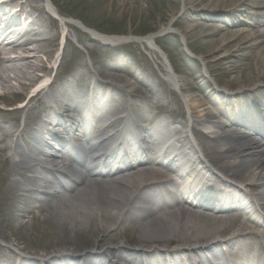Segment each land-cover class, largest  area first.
<instances>
[{
	"label": "bare ground",
	"instance_id": "1",
	"mask_svg": "<svg viewBox=\"0 0 264 264\" xmlns=\"http://www.w3.org/2000/svg\"><path fill=\"white\" fill-rule=\"evenodd\" d=\"M40 1L45 2V0H8L0 4V20L5 21L7 25L19 18L22 13L12 10L13 2H19L34 17L31 16L29 26L23 28L20 25H10L13 34L6 31L0 33V102L7 105L16 103L19 97L24 96L31 87L44 77L42 75L50 73V65L58 51L59 24L51 18L44 4H39ZM240 1L230 6H224L227 4L225 0H187V4L182 2V9L186 8V10H192L194 7L200 8L202 3L207 2L206 6L209 13L201 10V13L194 14L191 19L193 24L190 26V30H192L190 34H196L197 31L194 30L200 27L207 30L206 26L202 27V24H209L210 26L211 23L223 22L226 24L227 22L222 16L239 12L235 6ZM47 3L53 12L61 17V21L65 22L66 28L76 23L74 26L88 32L89 40L111 47L140 43L149 50L150 54L159 57L164 62L167 71L166 78L180 92L190 111L187 122L174 121L173 123L178 125L177 128L181 127L179 136L175 130L171 132L170 137H166L162 126H166L167 121L160 119L157 127L143 129L135 136L126 138L127 140H124L123 145H121L127 148L125 149L126 156L131 157L133 161L137 159L136 162L144 165L143 167L149 166L152 162L157 165V168H152L149 173L145 174V176L147 175L146 179L161 176L163 177L159 178V182L176 179L175 175L165 176L169 171L176 170L186 178L190 190H184L186 199L168 201L167 205H164L165 202L161 203L166 198L160 193L159 188L141 185L134 188L132 192L111 190L113 192L108 196L93 193L85 203L80 201L82 200L81 194L78 196L75 193L79 184L65 182V184L58 186L50 177L51 175H34L32 178L23 176L19 181L11 182L7 191L0 190V241L8 240L14 236L11 230L16 229V227L9 223L12 218L21 217L24 219L25 215L34 212L35 208L39 211L37 215L33 216V220L20 221L18 228L28 229L32 225L34 226L35 220L39 221L38 229H42L46 223H50L48 221L51 220V216L45 214V211L39 206L34 207L33 204L47 202L53 194L55 201L59 203L58 210L61 219L52 225L54 231L62 234L63 238L57 244L48 245L49 248L44 250L48 255L44 263L78 264L83 259L90 260L91 257L94 260H101L102 264H122L121 262L126 263L128 261H123L121 258L130 256L133 259L139 258L137 261L140 258H146L151 262L150 264H167L168 261L180 263L184 260H186V264H214L211 256L220 257L223 248L236 253H250L255 249L259 254H264V230L261 228L264 227V136L262 133L252 136L249 133L252 129L237 127L228 111H226L228 113H222V111L214 108L216 107L214 95L220 94L218 88L212 89L207 96L197 94L194 90L198 91V88L202 89L203 87L188 86L190 85L188 81L173 67L169 56L156 43V37L172 27L176 16H173L169 22L168 28H164L156 35L151 34L144 37L109 36L91 31L80 21L64 18L54 1L48 0ZM263 8L264 3L259 5L260 10L258 12L264 14ZM229 11L230 13H228ZM2 12L4 16L11 14L12 17L4 19L1 15ZM248 17L253 21L252 26L258 22L264 23V16L254 19V14H248ZM230 22L233 26H237L234 21L230 20ZM210 31V33L201 36L208 38L217 36V33L228 32L224 26ZM15 32L17 33L15 34ZM77 35L79 36L77 42L82 43L80 41L81 35L78 32ZM247 38V43L250 46L263 44L264 27L257 31L248 32ZM237 39L239 37L226 42V39L222 37L220 41L227 47ZM218 41L219 39L213 41V44ZM195 58L197 56H194ZM258 58L260 62L264 63V49L258 53ZM96 64H99V61ZM79 66L86 67L83 63ZM73 70L70 77H63L65 75L57 77L58 83L55 80L53 84L42 89L29 100L20 103L17 107H9L6 110L0 109V159L7 157V160H10L16 156L20 159H27V152L30 149L34 150V148L35 150L39 149L43 155H51L53 145L39 135L42 132L48 135L50 131H53L50 130V127L54 129L51 117L46 116L44 118L43 128L33 127L32 121L42 116V113H47L54 103L58 100L62 101L64 97L77 100L75 111L79 112V118L75 120L70 116L68 117L70 119L63 116L59 118L58 127L63 128L64 132H89L92 124L104 118L102 113L90 115L88 110L80 108L81 104L78 102L79 98L84 97L78 88L86 86L88 79H94L93 73L86 69V72L75 74ZM106 70L110 73H124L116 67L106 68ZM207 73L209 72L207 71ZM201 77L206 78L204 74ZM259 77V80L262 79L264 72ZM80 78L81 83H79ZM121 78L118 76L117 82H120ZM62 79H64L63 82ZM42 81L46 82L47 79ZM161 85H159L160 88ZM111 86L120 95V100H117L116 106L120 107L125 103L129 108L131 105H136V100L134 102L132 99L125 100V93L120 90L118 84ZM242 89L247 93L250 91L248 88ZM162 92L163 90L161 92L159 90L152 93V101L156 102L163 99ZM40 95L41 98H39ZM224 96L226 95L224 94ZM89 99L98 104V110L109 106V103H102L101 96L96 92ZM34 101H36V106H33ZM24 112H26L27 117L23 127H20L19 116ZM222 115L231 118L228 117L223 120ZM105 121L103 126L107 125L111 129L114 128V122ZM198 126L207 128L206 134L199 130L196 135L195 128ZM253 126L255 125L252 124ZM255 127L258 130L263 128L259 124ZM200 134H205L210 141L221 148L220 151L214 152L215 160L204 147H199L200 152L196 150L191 138L197 140ZM49 135L57 137L56 141L63 143V138L55 134L54 131ZM18 139H22L24 143L18 142ZM155 149L159 152L157 157L154 155L156 154ZM120 152L121 150L117 149V153ZM109 162L112 163L113 161L110 159L99 162L91 169L89 174L95 177L93 181L96 182L97 178H103L102 183H105L109 175L107 166ZM213 162H217V167L223 170V178L212 172L208 166L209 164L214 165ZM41 165L36 164L31 172L36 173L39 167L45 170ZM12 166L17 169L18 173L26 170L23 163L17 159L13 161ZM233 169H238L240 172ZM125 170L126 176L138 174L139 171L143 172V169L132 165ZM133 178L138 179V175ZM131 180L130 178L127 182ZM27 181L38 187L31 190L25 189ZM94 186L103 188L97 182ZM56 187L58 191L53 190ZM136 191L139 192L137 198L133 196ZM65 192L69 195L67 201L60 199L61 194ZM227 199L237 201L231 206L234 209L242 208L246 212L245 215L249 217V222L245 220L242 224H237L232 232H229V228L236 224L233 219L236 218L237 213L226 216L225 222L213 215L218 208H213L215 207L213 206L214 203ZM190 207L191 210L188 209ZM163 208H171V211L159 213ZM200 208L205 209V213H202ZM245 215L241 214V217ZM250 232L262 238L259 241L254 239L252 243L247 236L251 234ZM57 233L55 235H58ZM79 235L85 237V244L79 241ZM17 244H20L19 241ZM249 244L254 246L248 249L242 247V245ZM52 253L54 254L52 255ZM237 257L238 255H236ZM16 258L20 260V255L17 256L9 246L0 242V264H13ZM19 264H22V259ZM216 264L219 262L217 261Z\"/></svg>",
	"mask_w": 264,
	"mask_h": 264
},
{
	"label": "rangeland",
	"instance_id": "2",
	"mask_svg": "<svg viewBox=\"0 0 264 264\" xmlns=\"http://www.w3.org/2000/svg\"><path fill=\"white\" fill-rule=\"evenodd\" d=\"M46 1V0H45ZM48 1V0H47ZM60 10L63 16L82 22L91 31H97L98 33L109 36H137L144 37L153 33L160 32L164 28H168L169 22L173 16H176L173 20L172 27L166 29L163 35L156 37V43L162 47V49L169 56V59L176 69V71L188 81V86L203 87L198 88L195 91L197 94L207 96L212 89L218 88V90L231 95L229 98L222 99L224 101L233 100L235 98H242L246 94L252 96L257 94H264V77L259 80V75H263L264 63L260 62L258 53L264 49V43L260 45L250 46L248 41V32L257 31L264 27V23H255L252 26V20L249 19L248 14L253 15L254 19L261 18L264 14L259 13V5L264 3V0H225L227 4L224 6L234 5L240 1L235 8L239 11L235 14L223 15L222 18L227 22L202 24V27L206 26V29L197 28L196 34L191 35L190 26L194 14L207 12V2L202 3L200 8L192 10L182 9V2L187 4V0H52ZM39 4H45L40 1ZM243 4V5H242ZM242 5V6H241ZM211 11V10H210ZM264 11V8H263ZM209 13V11H208ZM230 13V11L228 12ZM52 18V17H51ZM53 19V18H52ZM55 20V19H53ZM230 20L234 21L237 26H233ZM255 22V20H254ZM238 23V24H237ZM213 25V26H212ZM231 25V26H227ZM224 26L228 32L217 33V36L203 38L202 34L210 33V30H217L218 27ZM71 31L72 40H68L62 53L61 65L57 70H52L48 80L53 77H70L72 70L75 74L86 72L93 73L94 78H103L106 68L116 67L125 72V75L133 77L135 82L140 83L142 89H147L144 85H151L154 90L161 92L163 90V99H159L153 102L151 98L152 94H145L143 92L127 93L124 97L125 100H136L134 107H131L134 111L138 112L143 119H149V113L152 125L151 127H157L160 119H165L168 122L166 126H162V129L166 137L171 136L173 121L186 123L190 111L182 99V97L173 90L166 82L164 72V62L155 56L150 54L149 50L140 43H128L118 47L103 46L93 40H89V34L87 31H83L80 27H74ZM76 32V33H75ZM81 35V42H77ZM195 33V32H194ZM224 37L226 42L239 37L236 41L229 44L227 47L220 41V38ZM219 39L216 44L213 41ZM192 56H197L198 59H194ZM56 60V59H55ZM99 61V64H96ZM56 63V61H54ZM54 63V64H55ZM82 63L86 67H80ZM207 71L209 73H207ZM204 74L206 78L201 77ZM79 76V75H77ZM87 77V76H85ZM64 79H62L63 82ZM88 79L86 82L90 81ZM57 81V80H56ZM48 82V81H47ZM81 78L79 83H81ZM58 83V81H57ZM56 84V83H55ZM163 84V85H161ZM161 85V88L159 87ZM81 86V85H80ZM205 88V90H203ZM250 89V93H244L243 89ZM121 90H125L120 88ZM115 92V99L120 100L119 96ZM239 93V94H237ZM30 94H33L31 90ZM220 95H214V99H219ZM264 97V96H263ZM29 96L27 97V99ZM41 98V95L40 97ZM26 99V100H27ZM19 100V101H18ZM21 97L17 99L16 103L7 105L0 102V109H8L9 107H17L20 103ZM37 100V99H36ZM43 100V99H42ZM110 108H106L104 113H107L109 109H112L113 103L110 102ZM225 105V104H224ZM33 106H36V101L33 102ZM127 104H122L121 109H127ZM213 107V106H212ZM113 109H116L113 107ZM112 109V110H113ZM232 110V106H229ZM233 112V111H232ZM112 112L108 113L111 114ZM192 114V113H191ZM26 112L20 114L19 125L23 126L26 120ZM35 116H33V119ZM35 120L32 121V124ZM161 127V126H159ZM204 131H208L207 128L200 127ZM175 129V128H174ZM173 129V130H174ZM199 140L201 145L208 150L209 154L215 160V151H220L221 148L210 141L206 135L200 134ZM18 142L23 143L18 139ZM214 153V154H212ZM30 158L40 160L42 158L39 149H30L27 152ZM214 155V156H213ZM221 155V154H220ZM17 159L22 162L20 157L16 156L10 160L7 157L0 159V190L7 191L11 182L19 181L23 176L29 178L34 175L43 176L48 175L45 170L38 168L36 173L20 171L18 173L15 167L12 166L13 161ZM12 160V161H11ZM217 161V160H216ZM23 163V162H22ZM236 172H240L238 169H233ZM36 186L32 182L25 183V189L31 190ZM111 189H103L102 187H89L80 188L76 191V195L81 194L80 201H88L89 196L93 193L108 196L112 194ZM98 196V195H97ZM39 206L42 209V203L33 204V206ZM38 209H34V212L25 215L24 219L21 217L12 218L9 223L13 224L16 229H12L13 237L0 241L3 245L9 246L15 254L20 255L22 264H44V260L48 258L47 253L44 251L49 248L48 245L57 244L62 240L63 236L55 232L53 229V223L61 219V216L52 217L51 220L44 225L42 229H38L39 221L35 220L34 226L32 225L28 229H19L18 224L20 221L27 222L32 219L33 216L38 214ZM45 214H48L45 212ZM49 215V214H48ZM23 219V220H22ZM33 220V219H32ZM6 230L8 228L6 227ZM10 232V231H9ZM57 233L58 235H55ZM80 242L85 244V237L78 236ZM19 241L20 244H17ZM54 253H52L53 255ZM51 257V254H50ZM18 258L15 259L13 264H19ZM36 261V262H35ZM39 262V263H37Z\"/></svg>",
	"mask_w": 264,
	"mask_h": 264
}]
</instances>
